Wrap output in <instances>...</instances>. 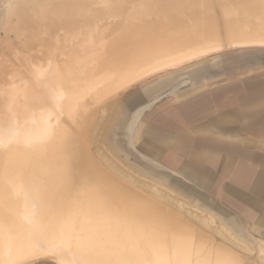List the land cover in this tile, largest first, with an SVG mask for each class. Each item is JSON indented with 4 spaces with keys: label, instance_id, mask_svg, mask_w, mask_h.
Segmentation results:
<instances>
[{
    "label": "bare ground",
    "instance_id": "1",
    "mask_svg": "<svg viewBox=\"0 0 264 264\" xmlns=\"http://www.w3.org/2000/svg\"><path fill=\"white\" fill-rule=\"evenodd\" d=\"M4 2L16 23L0 50V264H260L205 217L85 156L81 138L103 98L145 73L264 43V0ZM143 104L129 108L130 140Z\"/></svg>",
    "mask_w": 264,
    "mask_h": 264
},
{
    "label": "rangeland",
    "instance_id": "2",
    "mask_svg": "<svg viewBox=\"0 0 264 264\" xmlns=\"http://www.w3.org/2000/svg\"><path fill=\"white\" fill-rule=\"evenodd\" d=\"M5 6L0 0V44L5 40L0 50L12 41L5 32L13 31L11 25L16 23ZM236 44L153 69L105 96L94 108L99 115L88 125L93 133L87 142L84 135L81 144L85 156L91 152L100 158L95 155L99 152L118 171L181 204L182 213L205 217L227 235L226 222L232 223L240 234L235 241L249 252L246 259L252 263L251 257L256 256L264 262V223L257 222L260 218L264 222V203L259 210L244 203L256 199L254 192L243 191L240 177L237 181L230 175L234 168H226L228 156L234 157L231 149L240 140L247 141L250 156L264 153V43ZM202 67L209 76L201 73ZM175 83L180 85L170 92L166 85ZM155 89L160 90L153 95L158 99L142 113L130 144L124 131L129 108L138 102L151 103L147 95ZM180 138L187 141L184 152L177 147ZM237 168V174L244 173L241 165ZM82 169L93 173L87 159ZM246 183L248 187L249 176ZM226 184L244 193L246 200L233 195ZM142 214L139 218L147 220ZM25 264L62 263L55 257L34 256Z\"/></svg>",
    "mask_w": 264,
    "mask_h": 264
},
{
    "label": "crops",
    "instance_id": "3",
    "mask_svg": "<svg viewBox=\"0 0 264 264\" xmlns=\"http://www.w3.org/2000/svg\"><path fill=\"white\" fill-rule=\"evenodd\" d=\"M228 133H229V131L226 134L228 135ZM159 140L164 141V142L166 141V139L162 140L161 138H159ZM182 140H184V141H182ZM245 141L246 140H240V142L238 143V145H236V147H234V149H231L230 147H228L229 153H230L231 150L234 151L233 154H232V156H234V157L232 158L231 154H230V156H228V159H227L228 164H227L226 168H228L230 170H231L232 167L234 168L233 172L230 175H232L234 177L236 176L237 178L236 177L235 178H236L237 181L239 180L238 178L240 177V180H239L238 183H242L243 191H252V192H254L252 197L256 198V199L252 200V201H249V202H244V203H246V204L252 206L253 208L259 210L260 207H261V204L264 203V153H259L255 157L250 156L248 154V149H249L250 146L248 145L247 141L246 142ZM169 142L167 140L166 144H168ZM179 143H180V145L177 146V147L184 152L185 149H186V146H187V141L184 138H180V142ZM130 144H131V142H130ZM232 151H231V153H232ZM234 159H236L237 161L234 160ZM240 165L242 166V169H243L244 173L237 174L236 170H239L237 167L240 166ZM177 173L180 174V171L177 170ZM180 176L184 177L181 174H180ZM247 176L250 177V184H249L248 187H247V183H246ZM185 179L190 181L187 178H185ZM190 182L193 183L192 181H190ZM193 184H195V183H193ZM226 185L232 190L233 193L232 192L231 193L233 195H236L237 197H240L241 199L246 200L245 199L246 195L244 193H242L239 190H236V188L232 187L230 184H226ZM228 192H230V191H228ZM217 221H220V220L218 219ZM257 222L258 223H264L263 220H261V218ZM226 223H227L226 227H228V228L231 227L230 228V234L231 235L229 234L228 236L231 237L234 240L235 239L239 240L240 239V234L238 233L237 229H235V227L233 226L232 223H230V222H226ZM252 231L257 233V234L259 233L256 230H252ZM242 248H243V250L248 251V250H246V247L243 246V245H242ZM254 258H256L260 264H264L263 259H261L260 257L254 256Z\"/></svg>",
    "mask_w": 264,
    "mask_h": 264
},
{
    "label": "water",
    "instance_id": "4",
    "mask_svg": "<svg viewBox=\"0 0 264 264\" xmlns=\"http://www.w3.org/2000/svg\"><path fill=\"white\" fill-rule=\"evenodd\" d=\"M200 71H201V73H205L207 76H209V74H210V72L208 71V69L206 68V67H202V68H200L199 69ZM206 76V77H207ZM202 80V79H201ZM200 81H198L197 82V84L199 83ZM171 84H169V85H166V86H170ZM180 85V83L179 84H176L175 85V87H172L171 88V90H170V92L171 91H174V90H176L177 88H178V86ZM158 98H156L155 100H153L151 103H149V104H147L143 109H142V111H140V115H142V113L146 110V109H148L149 107H150V105L154 102V101H156ZM134 116V119H133V121H132V124H133V126L137 123V121L139 120V118L141 117V116ZM127 138V137H126ZM129 138H127V140H128ZM131 142V140L129 139L128 140V143H130Z\"/></svg>",
    "mask_w": 264,
    "mask_h": 264
}]
</instances>
